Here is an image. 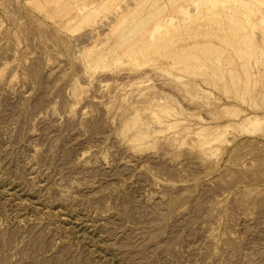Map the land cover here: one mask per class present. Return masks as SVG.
I'll list each match as a JSON object with an SVG mask.
<instances>
[{
    "label": "rangeland",
    "instance_id": "1",
    "mask_svg": "<svg viewBox=\"0 0 264 264\" xmlns=\"http://www.w3.org/2000/svg\"><path fill=\"white\" fill-rule=\"evenodd\" d=\"M96 1L0 0V264H264V126L208 156L133 147L117 115L142 84L89 85Z\"/></svg>",
    "mask_w": 264,
    "mask_h": 264
},
{
    "label": "bare ground",
    "instance_id": "2",
    "mask_svg": "<svg viewBox=\"0 0 264 264\" xmlns=\"http://www.w3.org/2000/svg\"><path fill=\"white\" fill-rule=\"evenodd\" d=\"M103 1L84 10L93 11L86 15L91 28L85 67L89 85L142 84L121 96L126 103L117 115L119 134L128 135L133 147L171 135L179 145H204L199 151L212 155L222 149L215 142L224 134L264 126L263 5L254 12L264 0H123L108 21L98 22L92 15ZM85 14L72 17L74 24L88 19ZM111 64L129 67L104 73Z\"/></svg>",
    "mask_w": 264,
    "mask_h": 264
}]
</instances>
